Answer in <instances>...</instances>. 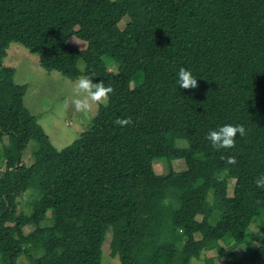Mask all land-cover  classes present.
<instances>
[{
	"label": "trees",
	"instance_id": "trees-1",
	"mask_svg": "<svg viewBox=\"0 0 264 264\" xmlns=\"http://www.w3.org/2000/svg\"><path fill=\"white\" fill-rule=\"evenodd\" d=\"M13 42L39 55L47 71L113 89L89 129L61 150L25 105L28 86L4 64ZM181 67L197 76L195 88H178ZM224 124H242L246 134L217 150L206 136ZM5 138L1 264H18L21 255L27 264H103L110 229L120 264H191L221 243H250L256 217L261 245L233 260L264 264V189L255 184L264 174V0H0ZM182 140L187 147L177 145ZM177 159L186 170L174 169ZM155 160L169 172L157 173ZM31 188L39 198L26 213L19 198ZM28 225L34 229L25 233Z\"/></svg>",
	"mask_w": 264,
	"mask_h": 264
},
{
	"label": "rangeland",
	"instance_id": "rangeland-1",
	"mask_svg": "<svg viewBox=\"0 0 264 264\" xmlns=\"http://www.w3.org/2000/svg\"><path fill=\"white\" fill-rule=\"evenodd\" d=\"M129 22L130 16H124L120 21V27L124 29ZM71 43L81 49L87 47V42L76 36L71 38ZM7 51L8 54L4 59V64L15 68L16 73L14 80L16 83L26 84L28 86L24 98L25 105L31 113L37 117L39 123L50 137L53 145L61 150L73 143L84 131L89 129L98 113L100 105L107 104L108 98L99 105L94 104L90 114L78 112L73 104V100L77 98L74 89L79 79L88 78L86 75H82L80 78L73 80L62 75L58 71H47L41 66L39 55L30 52L28 48L17 42L11 43ZM78 65L81 70H84L85 62L83 60H80ZM118 67L119 64L115 63L112 69L116 71ZM141 79L142 74H139L132 82V85L135 84L136 81H141ZM8 144V138L0 142V175L3 170H5V157L3 156V152L5 145ZM177 145L179 147H187L188 141H179ZM35 147L36 142L32 140L23 153V159L27 165L32 164L34 160L33 151ZM173 167L176 171H184L187 169V164L184 159H177L173 161ZM154 168L159 174L169 172V164L164 160H155ZM234 184L235 179H232L229 182V195H233ZM35 191L36 190L31 188L20 196L18 205L20 211H25L26 213L32 211L33 203L38 197ZM211 200H214L213 196ZM217 213L219 212H216V214ZM48 216H51V211L48 212ZM214 217L211 221L216 222ZM199 218L201 219V217ZM50 223L49 220H45L42 222V225ZM260 227L261 221L256 217L250 227L251 231L248 236L250 243L246 242L242 245L221 243L222 250L216 248L206 251L200 258H193L191 264H235L233 257L242 258L249 245L254 247L261 245L263 237L260 232ZM33 229L34 226L28 225L24 228V231L28 233ZM197 238H200V235H197ZM112 239L113 231L110 229L102 246L103 264L121 263L120 256L112 254ZM28 262L29 259L25 255H21L17 261L18 264H27Z\"/></svg>",
	"mask_w": 264,
	"mask_h": 264
},
{
	"label": "clouds",
	"instance_id": "clouds-1",
	"mask_svg": "<svg viewBox=\"0 0 264 264\" xmlns=\"http://www.w3.org/2000/svg\"><path fill=\"white\" fill-rule=\"evenodd\" d=\"M178 88H195L197 86V76H194L189 69L181 67L177 73L176 80ZM76 97L73 100L75 109L78 112L90 114L93 105H99L107 100L113 89L111 86H105L102 81L93 80L92 78H81L75 85ZM116 124L128 126L132 124L131 119H117ZM239 134L244 136L246 129L242 124H224L218 129L211 130L207 133L206 139L211 142V146L217 150L231 149L235 145V138ZM234 163V160H230ZM257 188L264 189V174H261L256 180Z\"/></svg>",
	"mask_w": 264,
	"mask_h": 264
}]
</instances>
